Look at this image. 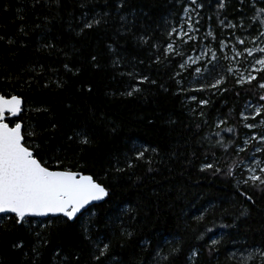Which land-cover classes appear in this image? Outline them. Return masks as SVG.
I'll return each instance as SVG.
<instances>
[{"label": "trees", "instance_id": "1", "mask_svg": "<svg viewBox=\"0 0 264 264\" xmlns=\"http://www.w3.org/2000/svg\"><path fill=\"white\" fill-rule=\"evenodd\" d=\"M199 2L203 8L197 15L191 11L190 0H129V12L135 15H128L126 27L121 28L125 35L121 37L116 34L121 22L112 17L106 25L76 35L82 10L77 7V0H64L62 9L57 11L53 6L52 12L45 11V14L49 18L56 16L50 35L56 37L58 47L68 53L70 66L79 68L80 74L64 73L63 53L48 57L29 47L17 57L16 68L39 60L50 70L56 69L54 75L51 71L46 75L62 79L66 87L56 89L53 86L46 90L33 87L26 93L16 88L13 94L37 97L46 103L53 118L66 119V106L71 104L73 121L86 123L94 130L92 143L87 146L64 141L59 135L50 143L57 149L63 167L93 174L110 186L111 201L101 203L102 206L94 210L101 220L121 216L123 224L116 220L106 242L111 244L110 255L122 264H264L261 256L264 252V191L261 188L264 186L242 183L244 176H240L239 165L248 160V154L235 150L244 147L243 141L250 133L243 127L241 113L250 105L261 104L259 96L264 91L258 88L256 81L250 85L238 84L234 72H227L230 62L224 58V51L230 52V47L242 50L264 47V37H260L264 32L261 23L264 15L259 11L264 9V0H244L243 4L240 0H225L224 8L218 6L217 0ZM18 6H21L19 0H0V10L8 9L0 11V20L8 24ZM97 7L98 10L103 7L102 0ZM186 7L190 9L187 14L192 18L193 28L199 29L201 37L196 44L185 47L180 55L165 54L168 43L174 41V48L181 46L177 34ZM229 23L235 27H228ZM70 24L76 32L70 31ZM173 28L177 33L169 37ZM8 30L14 31L15 26L9 25ZM238 39L245 43H237ZM221 40L227 45L223 51H220ZM108 44H113L119 53L121 63L118 67L112 66L117 57L107 51ZM207 46L217 54L214 69L213 64L208 63L209 58L201 64L202 71L198 75L192 69L180 68L192 51L199 53ZM92 54L99 57V68L90 65ZM261 55L264 54L254 52L253 57L245 56L240 62L241 69ZM145 75L156 84H137ZM221 77L224 80L219 88H211L210 85ZM258 80L264 82V73ZM89 86L93 89L91 93L81 91ZM131 86L140 87L141 91L133 97L120 95ZM201 100L208 103L202 105ZM25 120H28L27 115ZM220 121L226 124L218 128ZM110 122L115 123V133L111 132ZM228 127L233 129L232 133L221 131ZM145 147L155 148L156 152L148 151L145 159L136 160L137 150ZM261 157L264 160V150ZM214 161L221 169L231 167L233 174L201 171L205 163ZM128 162L134 167L129 169ZM50 163L55 165L54 160ZM116 167L124 171L116 172ZM149 167L153 171H148ZM241 192L252 196L255 204L241 196ZM124 208L130 209L136 219L129 220L122 211ZM244 209H248L247 217L240 216ZM201 213L204 219L198 222L196 217ZM56 219H33L37 222L34 226L39 228L40 221ZM221 224L231 227H220ZM121 226L134 231L132 240L121 236ZM207 228L214 230L208 233ZM53 231L56 234L52 247L58 248L61 243L77 244L78 247H66L65 251L79 253L80 264H92L86 244L78 238L68 239L76 235L78 228L60 225ZM201 235L203 239L199 238ZM209 237L220 241L212 250ZM14 238L2 241L0 264H29L27 256L10 254L7 245ZM31 244L29 237L23 249L29 255ZM193 250L198 253L195 257H192ZM50 257L51 248L47 258ZM115 261L105 258L104 264H115Z\"/></svg>", "mask_w": 264, "mask_h": 264}, {"label": "snow or ice", "instance_id": "2", "mask_svg": "<svg viewBox=\"0 0 264 264\" xmlns=\"http://www.w3.org/2000/svg\"><path fill=\"white\" fill-rule=\"evenodd\" d=\"M103 7L97 5L100 0H77V7L81 11L79 22L76 28L69 25L70 31L76 32V35H81L86 30L99 28L102 24H107L110 17L116 18L121 22L120 28L116 29V34L123 37L124 32L121 28L126 27L128 15H135L134 12H129V0H102ZM220 8L225 7V0H217ZM243 4L244 0H240ZM21 6L16 7L15 16L5 24L0 20V247L3 246L2 241L5 238L15 237L10 240L7 245L11 255L27 256L29 264H80L81 255L79 253L65 251V248L78 247L77 244L61 243L58 248L52 247V239L56 234L53 228H59L63 225L64 228H78L79 231L75 236H70L69 241L79 239L84 242L91 254L92 264H104V259L115 261V257L110 255L111 244L108 241V234L112 225L116 220H123L121 216L115 215L108 217L106 220H101L98 213L94 210L102 206L100 202H110L112 199L110 186L104 182L94 178L93 174H84L82 171H73L70 168L63 167V161L57 155V149L50 143L54 137L59 135L64 141L70 143H79L80 145H90L92 143L91 136L94 132L86 123L73 121L71 113L73 106H66L68 113L66 119L53 118L54 114L46 105L35 96H27L23 93L13 94L16 88L23 89L24 92H30L33 87L39 90H46L50 87L63 89L66 87L65 81L60 78L53 79L52 76L46 75L49 71L55 74L56 69H49L45 64L37 60L36 63L29 61L28 65H22L16 68L18 63L17 57L21 51L29 47H33L35 52L44 54L48 57L54 53H63L65 61L62 64L65 74L78 76L80 69L70 66L68 62V53L63 48H59L56 42V37L50 35L53 28V20L56 16L49 18L45 11L51 13L53 6L59 11L64 7V0H19ZM192 12L199 15V9L203 8V4L199 0H190ZM0 11H8L2 9ZM185 13H189L190 9L185 8ZM264 15V9L259 10ZM113 13L116 15L113 16ZM147 15V13H145ZM33 19H29V17ZM191 16H189V21ZM19 22V23H17ZM197 23L199 21H196ZM223 23V21H221ZM264 24V21H261ZM9 25L15 26L14 31H9ZM228 27L234 28L235 25L229 23ZM130 31V30H129ZM193 31V24L188 23V31L183 32L178 38L183 40L187 37L192 40L193 37L189 34ZM173 33H177V29L173 28L168 34L169 37ZM211 35V33H208ZM260 37H264V32L260 33ZM259 38V37H258ZM140 40L147 42L144 37ZM188 40H184L187 43ZM115 43V41L113 42ZM237 43L243 45L245 40L238 39ZM220 51H223L227 45L223 40L220 41ZM107 51L113 53L117 58L113 60V67H118L121 63V58L117 49L113 44H108ZM254 52L264 54V47L245 48L244 52L236 51L233 48L234 57L243 56L245 53L248 57H253ZM165 54L175 53L180 55L174 48V41L167 44L164 49ZM208 63L213 64L217 59L216 51L211 48L207 52L202 53L203 56H209ZM228 59L227 56L224 57ZM192 64H196L200 57L188 58ZM159 63V59L156 60ZM90 65L94 68H99V57L96 54L90 56ZM143 63V61H141ZM186 63H181L180 68L184 69ZM258 66V67H257ZM206 67V66H205ZM15 68V71L13 70ZM215 65L213 64V69ZM75 69V70H74ZM196 73H201V67L195 69ZM227 72L232 74L234 70L229 67ZM264 73V55L255 58L251 67V71L247 76L241 73L237 79V83L243 85L245 83L252 84L257 82L260 90L264 91V82L258 80V76ZM130 77L131 73H128ZM179 75V73H177ZM44 80V83H40ZM224 78H218L210 85L211 88H219L223 83ZM145 83L156 84L155 80H150L147 75L141 77L137 84ZM179 83V81H177ZM163 87V86H162ZM11 90V91H10ZM92 88H82L81 91L88 93L92 92ZM200 89H198L199 91ZM141 91L140 87L131 86L130 90L122 92L123 97H133L134 94ZM164 91H167L165 88ZM227 91V89H225ZM195 99V97H192ZM259 101H264V94L259 96ZM208 101L201 100L200 104H207ZM27 105V108L25 107ZM64 111V110H62ZM256 116H260L264 111V104L254 109ZM27 115L28 120H25ZM95 118V115L93 114ZM244 121L249 120V116L241 113ZM101 120L103 117L100 118ZM255 119V117H252ZM111 123V132L115 133L117 128L114 122ZM264 123V121H262ZM220 124H226V121H220ZM244 128L253 129L254 124L244 123ZM67 131H62V129ZM229 133L233 132L231 127L221 129ZM220 135L219 132L216 133ZM47 136V139H45ZM256 136H251L243 141L244 145H248L250 140H255ZM261 143H264V135L260 137ZM221 145L223 141H218ZM234 143V141H230ZM237 153L244 152V147H237ZM148 151L156 152L155 148L147 147L137 150L135 159H145V153ZM257 151L262 149L257 148ZM55 161L53 166L50 162ZM149 165L151 161H147ZM261 162H256L254 168L247 169L249 175L243 179L242 183L247 186L251 183L253 186H264V167H260ZM129 169L134 165L131 162L127 163ZM212 170L214 174L224 172L225 175L231 176L233 169L229 167L227 170L216 166V162L205 163L201 171ZM257 170L259 175L256 174ZM116 172H123L120 167L115 168ZM148 171H153L149 167ZM264 191V188H261ZM249 202L255 204L252 196L246 192H241ZM122 211L128 216L129 220H135L136 216L130 209L124 208ZM249 215L248 209L241 211V217ZM33 217H56V220L40 221V227L37 228L36 221ZM204 219L203 213L196 217L198 222ZM220 227H231V225L221 224ZM213 228H207L208 233L213 232ZM23 234V235H21ZM121 236L127 240H132L135 236L134 231H128L127 228L121 226ZM31 238L32 244L30 253L23 251L25 240ZM203 239L201 235L199 237ZM210 250L214 249L220 243L218 239L209 237ZM150 243V242H149ZM147 244L144 245L147 248ZM123 247V245H121ZM51 248V257H48V249ZM174 252L178 249H174ZM158 255V253H157ZM198 255L197 251L193 250L192 257ZM264 257V252L261 253ZM191 259V257H190ZM115 264H122V261H115ZM147 264V262H144Z\"/></svg>", "mask_w": 264, "mask_h": 264}, {"label": "rangeland", "instance_id": "3", "mask_svg": "<svg viewBox=\"0 0 264 264\" xmlns=\"http://www.w3.org/2000/svg\"><path fill=\"white\" fill-rule=\"evenodd\" d=\"M189 16L188 14L185 15L184 17V21H183V24L181 25V28L178 30V34H177V38L179 35H182L183 32H187L188 31V23L191 22L192 23V18L191 20L189 21ZM193 24V23H192ZM193 27H194V24H193ZM199 32V33H197ZM193 39L192 40H188V38L185 36L183 37V40L178 38V40L180 41V45L179 47H175L176 51L181 53L182 50H184L185 47L191 45L192 43L196 44L198 42V37H201V34H200V31L199 29H196V28H193V31H191L189 33ZM184 40H188L187 43H184ZM210 47L207 46L206 48L204 47V49H202L199 53H196L194 51H192V53L187 57L186 59V67L184 69H192L196 75H198L199 73H196L195 69L197 67H203L201 64L202 63H205L206 62V58H210V54L209 56H203L202 53H205L208 51ZM236 51H239V52H244V50L242 49H236ZM225 53V56L228 57V60L230 63H229V66L234 70V74L235 76L238 78L239 75L241 73H243L245 76H247L248 74V70L251 71V67H252V64L254 62L253 59H251L249 61V64L247 67H245V69H241L240 67V62L245 58V56H247V54L245 53L243 56H240V57H234V53H233V48L230 47V52L229 51H224ZM189 57H192V58H196V57H200V60L196 63V64H192L191 61L188 60ZM258 67V66H257ZM264 94V93H263ZM261 104H264V101H261ZM250 105L246 112L244 113V115H247L249 116V120L248 121H244L243 120V124L244 123H250V124H254L255 125V128L253 129H249L250 133L248 134V137H246L245 139H249L251 136H256L257 138L255 140H250L249 144L248 145H244V148H245V151L247 154H248V160L245 161V162H242L240 165H239V168H240V176H244V178H246L249 173L247 171V169L249 167H252L254 168L255 165H256V162H261L260 163V167H264V160L263 158L261 157V154L264 150V143H261L260 141V137L261 135H264V123H262V121H264V111L261 112V115L262 117L260 116H256V113L254 111L255 108H258L260 107V105ZM252 117H255L256 118H259V120L257 122H253L252 120H255V119H252ZM257 148H260L262 149V151H257ZM257 175H259V171L257 170L256 172Z\"/></svg>", "mask_w": 264, "mask_h": 264}, {"label": "water", "instance_id": "4", "mask_svg": "<svg viewBox=\"0 0 264 264\" xmlns=\"http://www.w3.org/2000/svg\"><path fill=\"white\" fill-rule=\"evenodd\" d=\"M101 203H103V202H100V204ZM49 218H52V219H54V218H56V217H33V219H49Z\"/></svg>", "mask_w": 264, "mask_h": 264}]
</instances>
